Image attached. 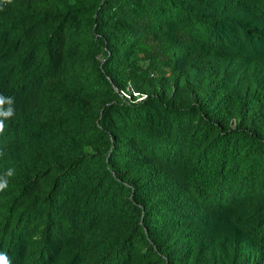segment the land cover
<instances>
[{"label":"trees","instance_id":"1","mask_svg":"<svg viewBox=\"0 0 264 264\" xmlns=\"http://www.w3.org/2000/svg\"><path fill=\"white\" fill-rule=\"evenodd\" d=\"M9 264H264V0H0Z\"/></svg>","mask_w":264,"mask_h":264},{"label":"clouds","instance_id":"2","mask_svg":"<svg viewBox=\"0 0 264 264\" xmlns=\"http://www.w3.org/2000/svg\"><path fill=\"white\" fill-rule=\"evenodd\" d=\"M7 102H9V98L0 96V105H3L4 103ZM11 114H12L11 108L7 109L6 111H0V115L4 117L11 116ZM3 126H4V122L3 120H0V129H2ZM5 187H7V181L6 180L0 181V190L4 189ZM0 264H9L8 255L4 251H0Z\"/></svg>","mask_w":264,"mask_h":264}]
</instances>
